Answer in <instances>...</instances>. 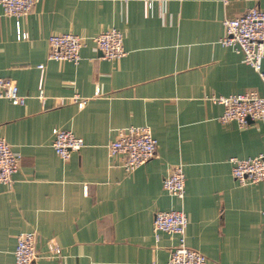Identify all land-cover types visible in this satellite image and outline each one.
<instances>
[{
  "label": "crops",
  "instance_id": "crops-1",
  "mask_svg": "<svg viewBox=\"0 0 264 264\" xmlns=\"http://www.w3.org/2000/svg\"><path fill=\"white\" fill-rule=\"evenodd\" d=\"M148 1L145 14L143 0H40L20 19L25 39L0 8V77L26 97L24 105L0 99V137L21 155L12 183H0V264H14L21 232L36 237L30 264H166L177 237L156 239L152 221L171 210L186 214V245L207 264H264V181L239 185L229 163L261 153L264 121L221 123L222 106L208 100L264 95L259 75L219 44L224 18L264 8V0H162L161 14L158 0ZM109 28L123 33L119 60L101 59L92 42ZM64 33L85 40L78 65L47 59L49 36ZM75 95L86 99L82 108ZM142 126L156 153L126 172L107 145L120 129ZM53 129L71 131L84 147L63 161ZM178 164L183 199L162 187Z\"/></svg>",
  "mask_w": 264,
  "mask_h": 264
},
{
  "label": "built area",
  "instance_id": "built-area-1",
  "mask_svg": "<svg viewBox=\"0 0 264 264\" xmlns=\"http://www.w3.org/2000/svg\"><path fill=\"white\" fill-rule=\"evenodd\" d=\"M40 0H0L3 15L15 20L18 35L27 38L20 32V19L27 16ZM226 7L230 0H220ZM144 13L147 14L151 1L143 0ZM160 14L162 13V0ZM222 26L225 31L219 44L240 55L243 62L251 67L264 84V8H251L234 18H224ZM84 38L71 33L54 34L47 40V59L56 62H69L78 65L81 61L80 51L84 46ZM92 42L101 53V59L107 61L119 60L127 55L123 46V33L116 28H109L96 35ZM40 70L43 65H39ZM37 99L42 103L46 99L42 87L38 89ZM0 99H5L13 105H24L26 97L20 95L16 83L0 77ZM208 100L222 106L219 117L221 123L235 122L239 129H245L250 123L264 121V95L249 91L232 95H212ZM79 108L86 99L75 95L71 98ZM52 148L56 155L67 161L72 154L78 153L84 147V141L71 131L53 129ZM157 140L148 126L128 127L120 129L117 138L107 145L110 158H118L120 166L126 172L139 168L152 159L156 153ZM21 155L12 149L10 144L0 137V183L10 185L14 175L19 171ZM231 175L241 186L257 184L264 181V149L254 157L229 159ZM163 189L177 199L185 195V174L181 164L175 165L163 179ZM264 218V211H262ZM264 224V222H262ZM188 219L182 210L156 211L152 221V232L157 239L160 232L177 237L176 244L171 248L166 264H207V258L200 252L186 245V230ZM16 245L13 252L14 264H30L38 256L34 232H21L15 237ZM49 252L57 249L53 242L48 243Z\"/></svg>",
  "mask_w": 264,
  "mask_h": 264
}]
</instances>
